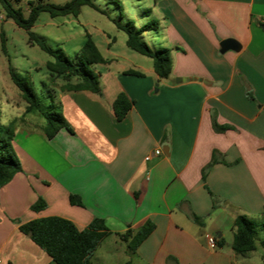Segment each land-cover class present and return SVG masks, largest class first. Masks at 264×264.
<instances>
[{
	"label": "crops",
	"instance_id": "obj_1",
	"mask_svg": "<svg viewBox=\"0 0 264 264\" xmlns=\"http://www.w3.org/2000/svg\"><path fill=\"white\" fill-rule=\"evenodd\" d=\"M155 4L161 43L170 49L167 77L158 78L153 65L98 72L100 94L59 95L71 131L47 138L42 129L15 128L22 170L0 186V264H56L18 229L49 215L80 229L102 219L110 233L95 259L103 247L120 248L131 264H239L231 244V252L211 248L207 236L227 244L236 215L264 208V0ZM228 37L239 50L219 52ZM120 91L133 104L117 121L111 102ZM213 118L228 128L214 130ZM70 194L82 206L70 204ZM38 198L46 206L35 212ZM147 221L154 228L133 254L124 241L125 249L105 245Z\"/></svg>",
	"mask_w": 264,
	"mask_h": 264
},
{
	"label": "trees",
	"instance_id": "obj_2",
	"mask_svg": "<svg viewBox=\"0 0 264 264\" xmlns=\"http://www.w3.org/2000/svg\"><path fill=\"white\" fill-rule=\"evenodd\" d=\"M6 10L7 17L24 29H29L34 23L40 11H47L51 16L77 14L82 5H87L97 9L92 0H69L63 4L56 3H30L28 15L23 16L20 8L11 6L8 0H0ZM116 26L126 34L125 44L130 49L150 57L152 59L153 69L158 78H165L171 72L170 49L168 47L155 48L149 45L141 34L152 29L153 25L157 27L159 22L154 20L152 23H144L136 27L132 20H125L119 23L113 20ZM30 39L51 56L52 60L45 63V67L52 76H59L65 83L60 88L62 91H82L87 90L94 93H101V87L98 77L92 70L95 64H108L109 60L99 51L97 45L86 32V39L73 58H69L62 51L55 50L47 45L43 40L29 35ZM8 73L19 89L21 98L25 101L24 113L38 112L45 120L42 130L47 138H52L60 129L65 128L71 131V128L63 115L62 111L53 110L51 105H44L39 95L34 91L32 82L28 75L21 76L8 63ZM125 74L142 76L143 73L133 69H127ZM71 78L74 81L71 82ZM249 96L250 93H248ZM133 101L123 92L117 93L111 102V108L117 121L122 120ZM212 126L216 131H223L228 128L227 125L218 124L214 118ZM14 130L0 122V186L7 183L12 176L21 171V163L13 150L12 141ZM216 161L214 152L212 153L211 163ZM204 177V171L202 172ZM69 203L82 206L79 196L70 194ZM46 206L42 198H38L30 205L32 211L38 212ZM264 210V208H263ZM199 222V218L194 217ZM154 224L151 221L145 222L136 231L127 229L122 233H117L119 238L126 242L127 252L131 255L135 252L141 242L151 233ZM19 231L28 237L33 243L41 248L56 264H92L91 257L100 244L101 240L110 233L104 225L102 219L93 218L84 228H78L75 223L65 217L49 215L37 217L18 225ZM231 248L237 254H243L254 250V222L243 214L235 216L232 225ZM223 239H216V244L221 246ZM259 244L264 248V239L259 240ZM173 260V258H169ZM174 261V260H173ZM7 264H11L8 262ZM119 264H131L130 260ZM176 264V263H174Z\"/></svg>",
	"mask_w": 264,
	"mask_h": 264
},
{
	"label": "rangeland",
	"instance_id": "obj_3",
	"mask_svg": "<svg viewBox=\"0 0 264 264\" xmlns=\"http://www.w3.org/2000/svg\"><path fill=\"white\" fill-rule=\"evenodd\" d=\"M12 7L20 8L24 17L28 15L30 3L63 4L69 0H8ZM97 9L82 5L77 14L51 16L47 11H40L29 29L17 26L7 17L6 10L0 2V122L15 130L16 127L42 129L45 120L38 112L24 113L25 101L21 98L19 89L12 82L8 73V63L17 73L29 76L34 91L39 95L42 103L51 105L53 110L62 111L59 95L75 91H62L60 86L65 83L59 76H52L45 63L52 60L46 52L29 37L43 40L55 50L62 51L69 58H73L86 39V32L97 45L101 54L109 60L108 64H95L92 70L97 77L98 72H113L125 68L146 67L152 65V59L142 55L125 44L126 34L119 29L115 22L124 23L132 20L136 27L144 23L159 22L156 0H92ZM146 30L141 37L151 46L166 47L161 43L162 28L158 25ZM110 59H112L110 61ZM71 82L74 78H71ZM13 146V145H12ZM13 150L15 151L14 147ZM254 222L255 248L252 251L237 254L239 264H264V248L259 240L264 239V210L260 215L249 217ZM226 243L220 247L222 251H229L232 233L226 234ZM125 249L123 241L114 242L107 239L110 246L119 245ZM230 246V245H229ZM217 244H216V247ZM101 247L97 251L98 258L92 255L93 264H112L125 261L126 258L120 248L110 252ZM96 255V254H95Z\"/></svg>",
	"mask_w": 264,
	"mask_h": 264
},
{
	"label": "water",
	"instance_id": "obj_4",
	"mask_svg": "<svg viewBox=\"0 0 264 264\" xmlns=\"http://www.w3.org/2000/svg\"><path fill=\"white\" fill-rule=\"evenodd\" d=\"M240 48L239 42L235 40L234 38L228 37L225 39H222L219 42V52L223 53L227 50H233V51H238ZM188 78H176V82H179L180 80L185 81ZM157 90V83L155 84L154 91Z\"/></svg>",
	"mask_w": 264,
	"mask_h": 264
},
{
	"label": "built area",
	"instance_id": "obj_5",
	"mask_svg": "<svg viewBox=\"0 0 264 264\" xmlns=\"http://www.w3.org/2000/svg\"><path fill=\"white\" fill-rule=\"evenodd\" d=\"M161 152L160 149H156L154 150L153 154L157 155ZM150 156H146L145 159H149ZM207 244L209 245V247L211 248H215L216 247V239L213 236H207Z\"/></svg>",
	"mask_w": 264,
	"mask_h": 264
}]
</instances>
